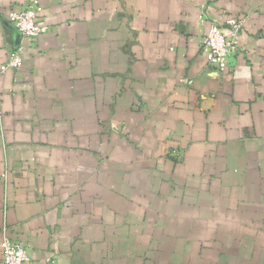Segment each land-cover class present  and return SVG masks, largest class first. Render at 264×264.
<instances>
[{
	"label": "crops",
	"instance_id": "0c3cea01",
	"mask_svg": "<svg viewBox=\"0 0 264 264\" xmlns=\"http://www.w3.org/2000/svg\"><path fill=\"white\" fill-rule=\"evenodd\" d=\"M0 0V264H264V0ZM246 17L226 70L208 26Z\"/></svg>",
	"mask_w": 264,
	"mask_h": 264
},
{
	"label": "built area",
	"instance_id": "2783aa9c",
	"mask_svg": "<svg viewBox=\"0 0 264 264\" xmlns=\"http://www.w3.org/2000/svg\"><path fill=\"white\" fill-rule=\"evenodd\" d=\"M39 0H28L23 6L13 7L8 13V20L20 32L22 42L9 54L1 71L12 67L19 69L24 63L23 53L25 42L40 38L46 34L49 27L38 18ZM246 17L229 16L223 23L210 24L202 38V48L206 53L208 63L219 69L226 70L230 59L240 50L239 35L244 28ZM3 252L1 264H27L29 255L26 245L8 236L1 241Z\"/></svg>",
	"mask_w": 264,
	"mask_h": 264
}]
</instances>
